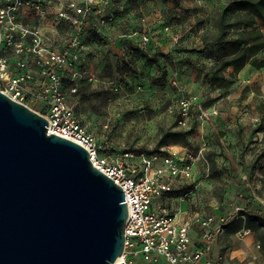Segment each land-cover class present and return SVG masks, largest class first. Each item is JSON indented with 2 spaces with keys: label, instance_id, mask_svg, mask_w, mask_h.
<instances>
[{
  "label": "rangeland",
  "instance_id": "rangeland-1",
  "mask_svg": "<svg viewBox=\"0 0 264 264\" xmlns=\"http://www.w3.org/2000/svg\"><path fill=\"white\" fill-rule=\"evenodd\" d=\"M115 1L124 7L117 8L115 20L106 25L109 33H90L89 40L93 37L92 42L102 44L111 36L126 50L120 53L112 48L102 53L104 64L88 57L92 78L70 100L78 119L99 142L136 154L161 148L193 154L200 160L194 171L196 187L175 181L167 201L174 209L185 201L190 215H227L232 204L245 207V218L230 217L214 249L223 255V264H264V244L257 238L263 229L252 230L243 239L236 235L240 227H249V216L264 215L260 202L264 200V157L258 156L264 141L260 104L264 103V69L249 65L247 71L240 70L225 92L210 85L213 60L197 50L198 36L221 0ZM258 26L264 31V22L258 21ZM142 30L150 33L146 44L137 42ZM167 37L173 47L166 55L158 52L155 61L144 55L143 49L158 51L156 42ZM195 61L203 66H196ZM182 99L190 101L186 115ZM41 104L37 101L33 106ZM238 125L243 126L244 139L251 129L260 130L245 145L237 138Z\"/></svg>",
  "mask_w": 264,
  "mask_h": 264
},
{
  "label": "built area",
  "instance_id": "built-area-1",
  "mask_svg": "<svg viewBox=\"0 0 264 264\" xmlns=\"http://www.w3.org/2000/svg\"><path fill=\"white\" fill-rule=\"evenodd\" d=\"M123 7L115 0H0V90L43 115L47 134L85 147L92 165L121 186L127 204L123 264H223L214 241L230 217L245 218L246 208L232 204L227 215L185 212L180 218L183 210L171 207L167 194L178 180L196 187L200 160L187 150L136 154L99 142L70 103L81 81L92 78L88 34H104L116 9ZM149 39L150 33L142 30L139 42ZM37 101L42 102L39 108L33 106ZM181 106L186 115L190 101L182 99ZM260 202L264 212V200ZM251 234L245 226L236 231L240 239Z\"/></svg>",
  "mask_w": 264,
  "mask_h": 264
},
{
  "label": "water",
  "instance_id": "water-1",
  "mask_svg": "<svg viewBox=\"0 0 264 264\" xmlns=\"http://www.w3.org/2000/svg\"><path fill=\"white\" fill-rule=\"evenodd\" d=\"M46 128L0 90V264H123L121 186Z\"/></svg>",
  "mask_w": 264,
  "mask_h": 264
},
{
  "label": "trees",
  "instance_id": "trees-1",
  "mask_svg": "<svg viewBox=\"0 0 264 264\" xmlns=\"http://www.w3.org/2000/svg\"><path fill=\"white\" fill-rule=\"evenodd\" d=\"M172 1L179 2V0ZM221 1V5L210 16L208 24L199 33L201 45L197 50L213 60L210 68V85L225 92L234 85L238 72L245 65L264 69V31L258 26V21L264 22V0ZM149 50L143 49L144 55L155 61L158 51L154 50L150 53ZM195 64L199 67L203 66V63L198 61H195ZM85 84L87 79L81 81L77 94ZM260 104L264 107V103ZM259 130L260 127L251 129L244 139L243 126L238 125L237 138L241 142L245 141V145L250 144ZM258 156L264 157V141ZM211 176L216 177V174L211 173ZM259 214L247 216L251 222L249 225L251 231H256L259 227L263 229L262 233L257 234V238L264 244V215Z\"/></svg>",
  "mask_w": 264,
  "mask_h": 264
},
{
  "label": "crops",
  "instance_id": "crops-1",
  "mask_svg": "<svg viewBox=\"0 0 264 264\" xmlns=\"http://www.w3.org/2000/svg\"><path fill=\"white\" fill-rule=\"evenodd\" d=\"M109 30L110 29H108V27H105L104 34L106 35L107 33H109ZM125 36H127V35H125ZM92 39H93V37L89 40V35H88V41L91 44V45L89 44V54H88V56H89V58H91V60L93 59V61L98 62L97 64H99V63L104 64L103 63V57H104L103 54L106 51H108L109 49H112V48L117 49L118 52H120V53H123L126 50L125 49L126 46H121V45L117 44V43H119V41L115 40V39H112L111 36L105 37L104 38L105 41L102 44H100L98 42L94 43V42H92ZM137 42H138V44H141V42H139V40ZM118 45H119V47H118ZM155 46L158 48V52L161 51L163 53H167L168 51H171V48L173 47L171 38H168V37L167 38H162L161 40H158L156 42ZM174 48H175V46H174ZM154 50L155 49H150L149 51H150V53H152ZM248 66H249V64L245 65L241 70H243V72L247 71L248 70ZM101 67H103V66L101 65ZM89 69H90V67H89ZM179 208H181L183 210V214L180 215V218H183L184 217V213L187 212V209L189 207L187 206V203L185 201H183V202H180V207ZM193 235H195L194 232H193ZM251 235H249V236H251ZM214 251H215V249H214Z\"/></svg>",
  "mask_w": 264,
  "mask_h": 264
}]
</instances>
